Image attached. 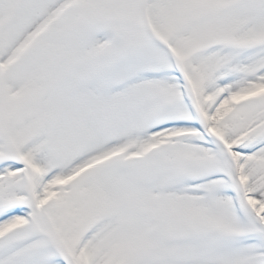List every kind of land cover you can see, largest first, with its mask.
Segmentation results:
<instances>
[{"label":"snow or ice","instance_id":"obj_1","mask_svg":"<svg viewBox=\"0 0 264 264\" xmlns=\"http://www.w3.org/2000/svg\"><path fill=\"white\" fill-rule=\"evenodd\" d=\"M0 264H264V0H0Z\"/></svg>","mask_w":264,"mask_h":264}]
</instances>
